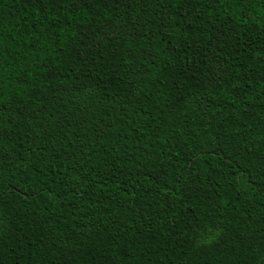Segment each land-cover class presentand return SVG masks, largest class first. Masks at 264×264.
I'll return each mask as SVG.
<instances>
[{
  "label": "trees",
  "instance_id": "1",
  "mask_svg": "<svg viewBox=\"0 0 264 264\" xmlns=\"http://www.w3.org/2000/svg\"><path fill=\"white\" fill-rule=\"evenodd\" d=\"M0 264H264V0H0Z\"/></svg>",
  "mask_w": 264,
  "mask_h": 264
}]
</instances>
